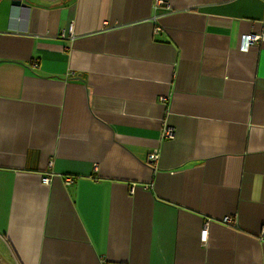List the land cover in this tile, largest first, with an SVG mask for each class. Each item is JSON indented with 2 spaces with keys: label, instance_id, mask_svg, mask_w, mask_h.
<instances>
[{
  "label": "crops",
  "instance_id": "0c3cea01",
  "mask_svg": "<svg viewBox=\"0 0 264 264\" xmlns=\"http://www.w3.org/2000/svg\"><path fill=\"white\" fill-rule=\"evenodd\" d=\"M12 1L0 264H264V0Z\"/></svg>",
  "mask_w": 264,
  "mask_h": 264
},
{
  "label": "built area",
  "instance_id": "2783aa9c",
  "mask_svg": "<svg viewBox=\"0 0 264 264\" xmlns=\"http://www.w3.org/2000/svg\"><path fill=\"white\" fill-rule=\"evenodd\" d=\"M68 36H65V35H62L64 38H71L73 35H74V32H73V27L71 26L69 31H68ZM264 40V34L258 36V35H253V34H250V35H245L243 40L241 41L242 45H241V50L242 51H247L249 49V47L252 45V43H257V42H260V41H263ZM164 135L167 137V138H172L173 135H174V131L169 128V127H165L164 129ZM159 161V152L157 150L153 151L150 156H149V159H148V163L150 166H154V165H157ZM51 179H52V176H46V177H43L42 178V183L45 185V186H49L50 183H51ZM71 178H66L65 179V182L67 184H70L71 183ZM231 221L230 218H227L225 220V222L229 223ZM201 239L205 242L206 239H207V229H204L201 233Z\"/></svg>",
  "mask_w": 264,
  "mask_h": 264
},
{
  "label": "water",
  "instance_id": "95a60500",
  "mask_svg": "<svg viewBox=\"0 0 264 264\" xmlns=\"http://www.w3.org/2000/svg\"><path fill=\"white\" fill-rule=\"evenodd\" d=\"M11 5L14 7H25L20 0H13Z\"/></svg>",
  "mask_w": 264,
  "mask_h": 264
}]
</instances>
